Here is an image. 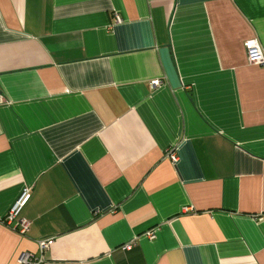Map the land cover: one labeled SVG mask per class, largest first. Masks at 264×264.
<instances>
[{
	"label": "crops",
	"instance_id": "0c3cea01",
	"mask_svg": "<svg viewBox=\"0 0 264 264\" xmlns=\"http://www.w3.org/2000/svg\"><path fill=\"white\" fill-rule=\"evenodd\" d=\"M246 41L264 0H0V264H264Z\"/></svg>",
	"mask_w": 264,
	"mask_h": 264
},
{
	"label": "built area",
	"instance_id": "2783aa9c",
	"mask_svg": "<svg viewBox=\"0 0 264 264\" xmlns=\"http://www.w3.org/2000/svg\"><path fill=\"white\" fill-rule=\"evenodd\" d=\"M114 22L116 24L120 23L121 19L118 16H115ZM249 42H254L251 48L248 47ZM244 48H245V52H246L247 62L249 64L264 67V54L255 41H246L244 43ZM158 84H159L158 81H153L151 83V86L155 87V86H158ZM168 157L172 162H175L177 160V156H176L175 151H171L168 154ZM29 196H30V194H29L28 190H24L22 192L20 197L13 204V206L10 208V210L8 211V213L6 215V218H5V224L6 225L13 226V223L16 220V218L18 217L21 209L27 203ZM25 229H26V225H23L22 229L20 230V233H23L25 231ZM52 241H53L52 239L40 241L39 246L43 250V249L47 248L52 243ZM19 259L24 264H28V263L30 264V262H31V256L28 254L21 255ZM39 262H41V260H39Z\"/></svg>",
	"mask_w": 264,
	"mask_h": 264
},
{
	"label": "clouds",
	"instance_id": "9594fccd",
	"mask_svg": "<svg viewBox=\"0 0 264 264\" xmlns=\"http://www.w3.org/2000/svg\"><path fill=\"white\" fill-rule=\"evenodd\" d=\"M253 43H254V42H249V43H248V47H250V48H251V47H252V45H253Z\"/></svg>",
	"mask_w": 264,
	"mask_h": 264
}]
</instances>
